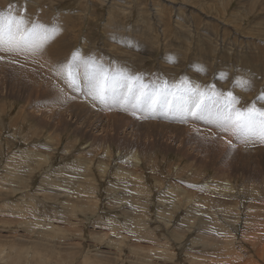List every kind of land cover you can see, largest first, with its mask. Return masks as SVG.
Listing matches in <instances>:
<instances>
[{"label":"rangeland","instance_id":"rangeland-1","mask_svg":"<svg viewBox=\"0 0 264 264\" xmlns=\"http://www.w3.org/2000/svg\"><path fill=\"white\" fill-rule=\"evenodd\" d=\"M0 13L55 26L43 48L67 53L36 78L15 54H37L0 49V264H264L259 125L139 107L126 87L100 103L86 77L94 61L133 91L221 105L231 91L234 109L264 110V0H0Z\"/></svg>","mask_w":264,"mask_h":264},{"label":"snow or ice","instance_id":"snow-or-ice-1","mask_svg":"<svg viewBox=\"0 0 264 264\" xmlns=\"http://www.w3.org/2000/svg\"><path fill=\"white\" fill-rule=\"evenodd\" d=\"M56 33V28H46L44 26H32L24 28L23 17L15 15H5L0 13V49H19L23 47L39 50ZM77 59L74 55L73 60ZM91 67L87 74L89 82V95L93 100L105 103L109 95L117 88L126 87L129 97L139 101L136 106L148 107L154 110L156 106L175 105L181 112L199 118L210 117L222 130H232L236 133L251 132L256 125H259L261 137L264 138V110L250 106L245 111L234 109L231 105L235 102L231 91L225 95L230 99L220 104L219 101H212L211 97L203 99V93H189L191 90L182 91L179 94L168 89H155L151 92L143 91L146 86L133 91L132 85L128 83L129 78L122 73L109 74L103 66L95 65L94 61L86 62ZM73 65L62 66V71L66 72V77L70 83H75L76 72L72 71ZM236 86L246 90L249 82L245 80L236 81ZM139 92V96L136 95ZM211 105V107H210ZM214 109V110H213Z\"/></svg>","mask_w":264,"mask_h":264},{"label":"bare ground","instance_id":"bare-ground-1","mask_svg":"<svg viewBox=\"0 0 264 264\" xmlns=\"http://www.w3.org/2000/svg\"><path fill=\"white\" fill-rule=\"evenodd\" d=\"M222 9V8H221ZM113 10V9H112ZM115 11V10H114ZM162 11V10H161ZM165 11V10H164ZM6 13V12H5ZM129 13V12H128ZM7 14V13H6ZM127 18V17H126ZM240 23V22H239ZM159 24V23H158ZM28 25V24H27ZM240 25V24H239ZM238 25V26H239ZM215 26V25H214ZM28 27V26H27ZM29 28V27H28ZM200 28V27H199ZM202 28V27H201ZM138 30H139V28H138ZM202 31V30H201ZM129 33V32H128ZM136 33H138V32H136ZM174 34V32H172L171 33V36ZM176 34V33H175ZM177 35V34H176ZM127 36V35H126ZM175 36V35H174ZM178 36V35H177ZM185 37V36H184ZM130 38V37H129ZM146 38V40H148L149 39V37H145ZM188 40H189V37L187 38ZM151 40H153V39H151ZM261 41V40H260ZM105 42V41H104ZM147 42H149V41H147ZM174 42V41H173ZM111 43V42H110ZM109 43V44H110ZM136 43H141L142 44V42H135V44H131V48H126V51H128L129 53H131V54H133V53H137V52H140L141 50H142V47H136ZM144 43V42H143ZM47 45V44H46ZM241 45V44H240ZM151 46V45H150ZM49 47H50V45H49ZM113 47H116V46H113ZM173 47V46H172ZM255 47V46H254ZM27 47H24L23 49L25 50ZM252 48V47H251ZM256 48V47H255ZM29 51H32V52H30L31 53V55L33 54V53H35V54H39L40 56H41V60H38L36 57H37V55L36 56H33L34 58H32L29 54H26V53H24L23 51L21 52V53H17V54H15V56H18V59L28 68H30V65L32 66V68L30 69V70H25V68H23V66H22V68H21V70L20 71H22V69H24L23 71H25V74H27L28 75V73L30 72V75H32L33 76V74L36 76V78L38 77V76H43V77H47V74L46 73H44L45 75H42V74H40V68H43V70L46 72L47 70H50L51 72H52V68H53V66H55V70L58 72H60V67H59V65H55L57 62H58V64H59V60H61L60 58L58 59V57H61L62 59L65 57V55L67 54L66 53V46L64 45L63 46V43H58V45H55L54 43H53V45L51 44V47L49 48V50L47 49V48H41L40 50H32L31 48H27ZM112 50V49H111ZM251 50V49H250ZM53 51V52H52ZM6 52L5 51H3V54H5ZM53 53V54H52ZM172 53V52H171ZM244 53V52H243ZM250 53V52H249ZM252 53V52H251ZM76 56V55H75ZM3 57V56H2ZM133 57V56H132ZM167 57H169V56H167ZM172 56H170V58H171ZM55 58H57V59H55ZM176 58V57H175ZM239 58V57H238ZM65 59V58H64ZM172 59V58H171ZM170 59V60H171ZM247 59V58H246ZM52 60V61H51ZM131 60V59H130ZM173 60V59H172ZM171 60V61H172ZM250 60V59H249ZM15 61V63H16V60H14ZM126 61V60H125ZM243 62V61H242ZM18 64H20V63H17V65ZM76 64H78V63H76ZM175 64V63H174ZM21 65V64H20ZM167 65V64H166ZM19 66V65H18ZM36 66H37V69H36ZM17 68V67H16ZM82 70V69H81ZM91 70V67L89 68V71ZM88 71V70H87ZM27 72V73H26ZM78 72V71H77ZM24 73V72H23ZM19 74H20V72H19ZM27 75H25V76H27ZM81 76V75H80ZM31 77V76H30ZM87 77V76H86ZM81 78V77H80ZM32 79H34V78H32ZM52 80V79H51ZM31 81V80H30ZM32 81H34L35 82V80H32ZM85 82V81H84ZM131 83V82H130ZM37 84V83H36ZM87 86H89V82H88V85ZM44 87H46V86H44ZM43 88V87H42ZM89 89V88H88ZM118 89V88H117ZM120 89H121V87H120ZM176 90V89H175ZM242 90V89H241ZM244 91V90H243ZM119 92V91H118ZM177 92V91H176ZM124 93V92H123ZM179 94V93H178ZM242 94H244V92L242 93ZM92 98V97H91ZM224 104V103H223ZM206 119V118H205ZM204 119V120H205ZM211 120V119H210ZM205 124V123H204ZM43 158V157H42ZM208 187L209 188H211L212 186L211 185H208ZM75 208H77V207H75ZM78 209H79V207H78Z\"/></svg>","mask_w":264,"mask_h":264}]
</instances>
